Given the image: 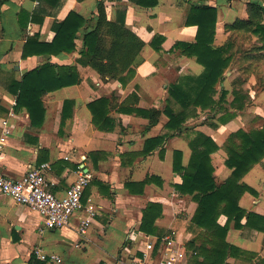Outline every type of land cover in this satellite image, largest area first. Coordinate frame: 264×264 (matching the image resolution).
Wrapping results in <instances>:
<instances>
[{
	"label": "crops",
	"instance_id": "obj_1",
	"mask_svg": "<svg viewBox=\"0 0 264 264\" xmlns=\"http://www.w3.org/2000/svg\"><path fill=\"white\" fill-rule=\"evenodd\" d=\"M97 1L0 0V169L6 176L19 178L31 166L47 162L51 190L60 197L82 170L90 174V180L80 200L94 205L86 228L80 229V211L66 226L46 229L37 211L0 195V264H29L36 249L59 258L48 264H130L144 255L151 260L158 240L171 231L185 250L184 264H198L199 249L210 247L212 230L193 220L197 191L181 189L192 151L203 150L206 142L208 165L215 184L221 186L231 175L225 164L228 148L241 145V139L233 135L264 125V81L247 57L241 60L254 45L241 55V37L234 38L227 27L236 19H247L246 3L157 0L145 6L137 0H103L106 18L115 21L122 16L125 27L143 42L140 61L131 65V71L109 78L89 65L90 55L83 45L87 27L95 23ZM192 4L216 8L211 46L230 60L210 94L211 102L194 105L189 99L184 110L168 89L178 83L189 91V79L204 70L194 55L174 47L177 42H195L197 26L185 23ZM70 11L85 20L73 51L22 57L28 37L50 42L53 24ZM250 35L255 48L260 47L259 38ZM46 62L55 64L58 73L75 67L78 82L39 94L43 115L33 124L30 111L17 107L13 91L15 82ZM222 90L226 95L221 101ZM100 97L108 99L104 128L93 123L87 106ZM151 110L158 111L156 119L150 118ZM166 110L185 113L179 128L167 125ZM206 138L211 141L207 143ZM176 157L178 169L174 168ZM227 199L246 215L228 218L219 209L214 219L212 227H226L225 241L235 250L224 261L264 264V155L236 181ZM149 203L156 204L160 214L146 233L140 225Z\"/></svg>",
	"mask_w": 264,
	"mask_h": 264
},
{
	"label": "trees",
	"instance_id": "obj_2",
	"mask_svg": "<svg viewBox=\"0 0 264 264\" xmlns=\"http://www.w3.org/2000/svg\"><path fill=\"white\" fill-rule=\"evenodd\" d=\"M56 4L59 0H46ZM157 0H137V3L145 6L155 5ZM247 19H236L227 25L232 33H238L242 29L259 38L260 47H253L252 51H244V56L249 59L250 64L255 60L252 54H259V58H264V24L255 17H259L264 12L263 1H249L247 4ZM97 16L95 23L87 27L83 36V45L90 55L89 65L102 77H120L126 70L131 71V65H136L139 61V52L143 42L130 30L125 27L123 17L115 21L106 18L103 0L96 3ZM216 8L209 5L192 4L186 16L185 23L197 26L194 43L177 42L174 47L181 48L186 55H194L198 63L204 70L197 77L189 79L190 90L185 91L177 84H172L168 89L171 98L179 102L183 109L187 108V100L191 99L194 105L211 102L210 94L214 92L215 84L222 78L224 69L229 63V57H224L220 48L211 46L215 34ZM85 20L70 11L68 15L59 22L53 24L54 37L50 42H37V36L28 37L24 46L22 57L30 54H59L62 51L71 52L75 49V38L78 30L84 25ZM78 82V74L75 67H66L65 72H57L56 65L46 62L34 70L27 72L21 81L15 82L17 87L13 92L16 94L17 107H25L30 111L33 124H38L43 115V108L39 105V96L46 90L72 85ZM192 89L194 91L190 92ZM40 94V95H39ZM222 101L226 95L224 90L220 93ZM108 99L100 97L87 106L92 113V121L99 128H104L105 116L104 107ZM66 105V102H64ZM170 121L167 124L171 128H179L185 118V113L172 114L168 110ZM151 119H156L158 111L149 112ZM36 117L38 121H36ZM233 136L239 137L240 147L228 148V157L225 160L227 167L231 169V175L221 186H217L212 175V167L208 165L209 151L206 142L203 143V150L193 149L190 162L182 174L181 189L197 194L194 198L197 201V209L193 220L199 226L212 230V239L209 241L210 247L202 246L199 253L202 260L198 264H227L224 260L227 255L234 254L235 250L225 241L226 227H212L214 219L220 211L228 218L233 215L239 219L246 212L238 208L235 201L227 199L234 190L236 181L248 170L252 163L258 161L264 155V125L260 130L251 133L238 131ZM206 141H211L206 138ZM215 146V145H214ZM174 168L178 169V158L174 160ZM181 169V167H180ZM223 205V206H222ZM160 214L158 206L149 203L143 211L140 229L148 233L155 218ZM248 215V213H247ZM29 264H46V261L38 259L32 254Z\"/></svg>",
	"mask_w": 264,
	"mask_h": 264
},
{
	"label": "built area",
	"instance_id": "obj_3",
	"mask_svg": "<svg viewBox=\"0 0 264 264\" xmlns=\"http://www.w3.org/2000/svg\"><path fill=\"white\" fill-rule=\"evenodd\" d=\"M3 154V143L0 141V158ZM67 158V157H65ZM49 163L42 162L31 166L19 178L6 176L0 169V195L10 197L17 204L25 205L37 211L43 220L46 229H58L66 226L76 212H83L80 218V229L86 228L94 214V205L88 201L83 204L80 200L83 191L90 180V174L79 170L74 182L64 191L60 197L56 195L51 186L47 173ZM38 259L54 262L58 261L56 255H46L35 250L33 253ZM186 253L179 241L175 238V232L161 237L155 248L153 259L149 260L145 255L136 258L130 264H184Z\"/></svg>",
	"mask_w": 264,
	"mask_h": 264
},
{
	"label": "rangeland",
	"instance_id": "obj_4",
	"mask_svg": "<svg viewBox=\"0 0 264 264\" xmlns=\"http://www.w3.org/2000/svg\"><path fill=\"white\" fill-rule=\"evenodd\" d=\"M231 2H235L239 5H243L244 3H246V8H247V4L250 1H263V0H228ZM247 12V11H246ZM255 19H257L260 23L264 24V12L262 15H260L259 17H255ZM233 37H241L240 38V44L238 45L239 47V52L242 55V52L244 51V48L249 47V45H254L255 46V42H253L254 40L252 39V36L250 35V33L248 32V29H242L240 32L238 33H233ZM253 57H255V60H252L251 63L254 65L252 67H254V69H256V72L259 76H261V79L264 81V58H259L258 55L259 54H252ZM243 60L246 57H241ZM246 60V59H245ZM240 65H244V63L242 61H239ZM238 64V62L236 63V65Z\"/></svg>",
	"mask_w": 264,
	"mask_h": 264
}]
</instances>
